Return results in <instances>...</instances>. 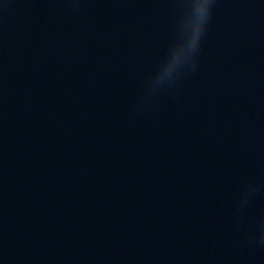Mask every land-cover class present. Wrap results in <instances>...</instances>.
Here are the masks:
<instances>
[{"label":"clouds","instance_id":"9594fccd","mask_svg":"<svg viewBox=\"0 0 264 264\" xmlns=\"http://www.w3.org/2000/svg\"><path fill=\"white\" fill-rule=\"evenodd\" d=\"M185 12L188 0H181ZM213 0H202L199 9V23L196 32L191 37L182 36L178 28L177 38L169 49L168 56L155 74L153 81L166 84L179 77L181 70L192 64L194 66L201 40L206 28ZM183 16V15H182ZM181 16V19H182ZM180 19V21H181ZM180 25V23H179Z\"/></svg>","mask_w":264,"mask_h":264}]
</instances>
